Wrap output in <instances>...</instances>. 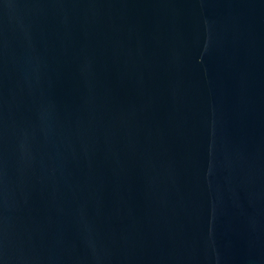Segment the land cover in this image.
<instances>
[{
	"label": "water",
	"instance_id": "obj_1",
	"mask_svg": "<svg viewBox=\"0 0 264 264\" xmlns=\"http://www.w3.org/2000/svg\"><path fill=\"white\" fill-rule=\"evenodd\" d=\"M0 264H264V0H0Z\"/></svg>",
	"mask_w": 264,
	"mask_h": 264
}]
</instances>
